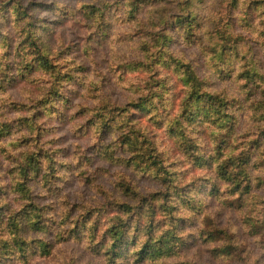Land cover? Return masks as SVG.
I'll use <instances>...</instances> for the list:
<instances>
[{
  "label": "rangeland",
  "instance_id": "obj_1",
  "mask_svg": "<svg viewBox=\"0 0 264 264\" xmlns=\"http://www.w3.org/2000/svg\"><path fill=\"white\" fill-rule=\"evenodd\" d=\"M131 1L0 0V188L20 211L16 222L23 223L14 229L17 235L7 231L5 223L0 226V264H264V187L254 190L258 199H244L238 206L236 195L228 194L210 168L193 164L186 146L171 136L181 99L177 76L168 74L175 73L162 60L152 72L135 66L144 61L140 44L149 42L153 51L150 33L166 30L158 17L170 19L167 33L179 36L177 56L207 76L212 91L245 98L239 62L234 59L237 54L246 56L247 47L260 56L264 52V0H238L236 6L231 0H137L143 4L133 13ZM186 11L199 21L193 42L171 26L173 17ZM152 16L158 20L149 19ZM221 28L231 33L229 44L235 45L230 46L233 68L218 74L209 59L213 44H221L217 34ZM162 77L172 81L177 97L168 92L157 95ZM257 96L258 91L249 97ZM142 98H149L148 110L132 111L130 126L122 124L123 113L117 110L111 127L100 132L98 123L105 119L100 103L123 107ZM99 107L104 118L86 112ZM235 113L236 132L241 134L228 141L238 144L247 131H255L257 122L246 104ZM216 128H207L199 138L203 155L224 132ZM131 132L154 141L151 155L163 169H157L148 153L139 166L127 161L131 153L120 142ZM32 162L37 165L33 171ZM167 172L187 197L170 193L171 202L163 204L160 194L165 186L154 175ZM121 182L129 185V196H147L157 205L155 235L171 229L168 208L176 203L173 215L184 217V233L193 235L186 239L191 246L178 248L164 260L136 263L132 248L138 249L146 238L142 226L149 225L150 211L145 206L143 218H118L111 198L135 205L128 196L122 197ZM37 209L42 211L40 218ZM75 219L84 223L77 234L72 228ZM124 221L127 238L134 237L130 242L136 245H129L127 260H112L106 246L101 249L95 243L102 234L109 240L108 230ZM217 226L231 238L229 255L211 253L228 243L220 235L204 238Z\"/></svg>",
  "mask_w": 264,
  "mask_h": 264
},
{
  "label": "trees",
  "instance_id": "obj_2",
  "mask_svg": "<svg viewBox=\"0 0 264 264\" xmlns=\"http://www.w3.org/2000/svg\"><path fill=\"white\" fill-rule=\"evenodd\" d=\"M237 2L238 0H231L232 6H236ZM141 4L143 3H140L137 0H132L130 8L131 13L136 12ZM184 8L188 7L184 6ZM149 19H159L166 30L161 32L160 29L159 31L150 33V41H153L155 44L153 51L150 52L149 50V47H151L149 42L143 41L140 44V48L144 52V61H137L135 66H138V69L146 68L152 72L151 69L153 70V66L160 63L162 60V65L176 74L168 73L172 75L173 79H176L175 77L177 76L181 84L179 88V90H181L179 113L173 119L174 125L170 127L171 136L175 140L178 139L183 148L186 146L185 151L188 153L193 164L202 165V167L208 169L210 168L213 171L215 178L226 186L228 194L236 195L235 200L237 201L238 206L243 204L244 199L250 197L258 199L259 196L254 190L264 187V52L261 53L260 56L258 55V52H251L252 49L247 47L248 50L245 51L246 56L238 57V54L235 55L234 60H238L237 62H239L240 67L238 71L239 77L244 80L242 92L247 94L245 98H240L236 95H227L225 91H212L211 86L206 80L207 76L201 75L191 61H185L177 56L175 45L177 44L179 36L175 38L174 32L167 33L170 19L166 22L163 17H158L157 19L152 16L149 17ZM172 20L171 26L181 29V36L186 41L193 42L195 40L194 31L199 25L195 13L186 11L184 16L173 17ZM217 34L220 38L221 44L218 47H215V44H213L209 61L215 72L223 74L225 72H230V68H233V65L231 64L232 57L230 55V46L235 45V43H232L231 45L229 44L233 41L232 35L231 33L224 31L223 28L219 29ZM32 44L39 49L34 38L32 39ZM44 63L47 64L46 59L44 60ZM40 67L45 69L42 66ZM32 70L37 69L32 68ZM226 76L229 75L227 74ZM166 80L164 77L160 79L161 88L164 89L160 88L157 95L161 96L163 93L168 92V96L171 94L172 97H177L174 92L175 87L172 86V81L169 80V78L167 81ZM260 83L263 84L262 87H260ZM257 91L258 96L251 99L249 96ZM148 100L149 98L138 99L134 102L126 103V106L123 107L115 106L108 102L100 103L99 106L103 107V112L105 111L103 113L105 119L98 123L100 132L111 127L109 123L111 122L113 113L115 114L117 110H119L120 113H123L124 120L122 124H125L126 127L130 126L134 112L148 110L146 103ZM244 104H246L247 108L250 110L251 116L256 120L257 125L255 131L251 133L247 131V136L245 135L246 138L241 140V143L235 144L233 141L229 142L228 140L231 138L236 139L235 134L238 136L241 134L236 132L238 120L235 112L242 108ZM100 110L101 108L99 107L95 109H87L86 112H92L90 117L98 114V118H100V116L103 117ZM157 117H160V115ZM214 126L218 129H223L224 132L217 138L215 147H212L207 153H205L206 155H203L200 147L202 141L199 140V138H204L203 133H206V129H212ZM209 136L211 137V133ZM145 138L147 139V137L143 135H136L135 132H131L123 137L120 146L123 145L125 148L124 150L131 153V157L127 159V161L129 162V160H131L133 161V164L139 166L142 164L145 154L148 153L149 158L152 159L151 162H154L159 166L157 169H163L161 161L155 157L153 158L151 155L152 150H154L152 146H155L154 141L150 139L147 141ZM214 139H216L215 134ZM34 163L36 162L30 164L32 171L35 170L37 166ZM24 171L29 172V167L25 166ZM254 171H257L258 173L254 174ZM171 174L172 173L167 172L161 176L154 175L155 178L162 181L165 186V188L162 189L164 190L163 193L160 194L161 200H164L161 201L163 204H167L166 200L171 202L170 193L185 196V193H182V187L178 185L179 181H177L174 176L173 178L170 177ZM118 186H120L122 197L128 196L135 204L132 205L129 204L130 202L128 201L111 198L110 200L112 201L110 202L113 203V206L115 207L113 209L118 218L126 217V215L129 217L133 215L137 218H143L141 213H144L143 208L145 206L150 211L151 221L149 222V225L142 226L146 231V238L138 249L135 250L132 248V254L133 257L135 256L136 263L164 260L165 258L171 257L172 253L178 248L182 246H191V244L187 243L186 239L193 237V235L188 231L184 233V230H186L187 227L183 225V223H185L184 217H176L173 215L172 211L177 210L176 203H173L176 206L171 207L172 209L168 208V215L170 216L168 220L171 224V229L164 230L160 235H155L154 216L158 212L157 205H154L152 201H148L147 196H137L135 198L129 196L130 187L128 184H123L121 182ZM23 192L26 194V187L23 189ZM7 194L8 192L6 189L0 188V226H2V223H5L7 231H9V229L13 231L15 229L17 231V228L23 225L21 222H16L19 221L20 211L7 202V199L5 198ZM185 197H187V195ZM159 198L160 196L157 199ZM262 200V203L264 204V199L262 198ZM261 209H263V207H261ZM36 212V215L40 218L42 214L41 209H37ZM72 224L75 234L80 233L81 225L83 226L84 223L75 219ZM95 229L96 227L93 228V230ZM108 232L110 233L109 240L107 237L105 238V234H102L100 240L95 243L96 246L99 245L101 249L106 246V250L108 254H110L112 260L116 258H127L125 254L130 250L129 245L131 247L136 244L130 242V239L134 240V237L131 236L130 239L127 238L126 224L122 226L119 224L115 225L113 229L108 230ZM170 232H172L170 237L174 240L169 237ZM227 232L226 229L217 226V228L204 233V238L216 239V237L220 235L224 240L228 241V243L221 247H216L211 250V253L214 256L229 255L231 253L233 245L230 244L231 238ZM14 233L16 232L14 231ZM14 235H17V233Z\"/></svg>",
  "mask_w": 264,
  "mask_h": 264
}]
</instances>
